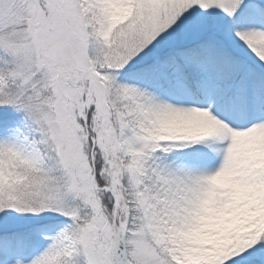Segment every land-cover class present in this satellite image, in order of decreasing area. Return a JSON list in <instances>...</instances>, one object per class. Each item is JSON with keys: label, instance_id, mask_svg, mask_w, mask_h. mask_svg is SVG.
I'll use <instances>...</instances> for the list:
<instances>
[{"label": "snow or ice", "instance_id": "obj_1", "mask_svg": "<svg viewBox=\"0 0 264 264\" xmlns=\"http://www.w3.org/2000/svg\"><path fill=\"white\" fill-rule=\"evenodd\" d=\"M0 264H264V0H0Z\"/></svg>", "mask_w": 264, "mask_h": 264}]
</instances>
